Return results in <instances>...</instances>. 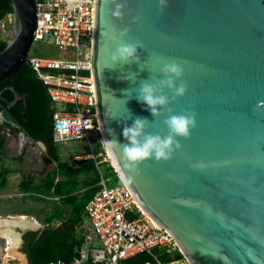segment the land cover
Instances as JSON below:
<instances>
[{"label": "water", "instance_id": "1", "mask_svg": "<svg viewBox=\"0 0 264 264\" xmlns=\"http://www.w3.org/2000/svg\"><path fill=\"white\" fill-rule=\"evenodd\" d=\"M122 2V18L94 2L91 70L103 140L113 138L111 129L126 144L125 125L137 117L154 119L136 92L173 61L183 68L176 83H184L186 92L146 133L166 136L163 120L186 111L195 114L196 127L187 139L176 138L181 148L172 159H150L136 173L123 168L119 152H109L115 172L123 183L122 176H134L127 186L133 198L190 264H264V0H167L164 8L158 0ZM10 3L11 38L0 52V82L30 67L36 27L37 0ZM113 27L127 29L123 43L143 45L140 64L106 68L121 42L101 33ZM12 92L8 107L24 100ZM165 94L171 99V92ZM0 121L14 125L4 111Z\"/></svg>", "mask_w": 264, "mask_h": 264}, {"label": "built area", "instance_id": "2", "mask_svg": "<svg viewBox=\"0 0 264 264\" xmlns=\"http://www.w3.org/2000/svg\"><path fill=\"white\" fill-rule=\"evenodd\" d=\"M93 13V0L36 3L33 45L48 46L61 53L60 57L36 56L30 50L28 55L30 69L45 86L53 108V142L81 141L88 153L76 155L73 160L92 159L97 175V190L84 207L82 246L70 261L49 264H128L141 255L146 259L137 264H190L170 235L137 204L105 149L92 82ZM7 16L11 25L3 24V33H10L12 26V14ZM104 164H109L120 184L108 185L101 171ZM92 240H97L100 246H93ZM176 252L179 258L174 257ZM162 256H168L169 260L162 261Z\"/></svg>", "mask_w": 264, "mask_h": 264}, {"label": "trees", "instance_id": "3", "mask_svg": "<svg viewBox=\"0 0 264 264\" xmlns=\"http://www.w3.org/2000/svg\"><path fill=\"white\" fill-rule=\"evenodd\" d=\"M11 14L10 0H0V22ZM6 42L0 38V52L5 48ZM12 89L24 96V100H19L13 106L8 107L7 103L13 102L15 98ZM0 96L3 99H0V111L9 115L14 123L13 126L3 123L0 131L8 129L12 134L23 133L31 141L45 143L48 153L56 164L53 173L46 176L40 185H33L31 181L23 179L20 183L21 191L26 194H35L31 198L36 201L41 200L36 195H51L70 208L69 215L58 227H50L51 220L48 219L47 227L40 233H31L32 239L25 241L28 264L70 261L77 255L83 244L84 207L97 190L94 161L92 159L77 161L76 166H70L67 162L61 161L56 144L52 139L53 108L50 99L45 86L29 66L23 65L15 74L0 82ZM4 144L5 140L0 136V160ZM104 165L112 172L116 183L120 184L121 182L109 164ZM4 172L0 171V179L4 176ZM81 175H84L85 179L78 184L77 178ZM4 182L5 180H2L1 186H4ZM80 185L82 192L77 191L80 190ZM174 257L179 258L180 254L176 252ZM145 259L146 257L141 255L129 260L128 264H137ZM161 260L168 261L169 257L162 256Z\"/></svg>", "mask_w": 264, "mask_h": 264}, {"label": "clouds", "instance_id": "4", "mask_svg": "<svg viewBox=\"0 0 264 264\" xmlns=\"http://www.w3.org/2000/svg\"><path fill=\"white\" fill-rule=\"evenodd\" d=\"M96 2V0H93ZM98 2L108 8L111 6V15L117 18H122L123 9L127 6L122 0H98ZM167 6V0H158V7L164 8ZM102 36L111 39L114 43L121 42L111 53L109 62L106 63V68L114 69L116 65L124 66L131 64H140V57L137 50L142 49L143 45L136 43H123L124 37L127 35V29L117 32L115 27L101 33ZM183 76V68L175 61L164 63L160 69L159 79L153 82L148 80L141 81L137 90L136 99L138 103L145 106L149 110L152 121L146 118L137 117L132 125L124 126L122 135L127 141L121 145L115 139L113 130L109 129L111 140L103 141L105 149L110 153H120V159L123 162V168L129 173H136L138 166L142 163L153 159L156 162L169 161L172 159L174 152L181 148L180 143L176 138L187 139L190 135V130L196 127L195 114L192 112H184L181 115H168L163 120V124L167 129V135H152L146 133L147 127L156 119L165 115V109L168 105L178 97H183L186 92V85L179 83ZM165 90L172 93L171 99L165 94ZM130 90H126L128 93ZM170 112V109H168ZM130 118V117H129ZM202 167V165H197ZM125 186L133 182V175L122 176Z\"/></svg>", "mask_w": 264, "mask_h": 264}, {"label": "rangeland", "instance_id": "5", "mask_svg": "<svg viewBox=\"0 0 264 264\" xmlns=\"http://www.w3.org/2000/svg\"><path fill=\"white\" fill-rule=\"evenodd\" d=\"M2 22L5 27L11 25L8 16ZM6 33L8 34L6 35ZM10 33H3L2 28H0V37H3L4 40L8 41L10 39ZM31 55L60 57L61 53L48 46L35 44L31 48ZM2 124L0 121V125ZM0 135L6 141L0 160V171H5L4 176L0 179V222L7 219L11 220V218L13 221L18 217L24 216L28 220L35 218L42 229L46 227L48 219L51 220L50 227H58L69 215L70 208L63 205L58 198L52 197L51 195H36L41 199L40 201H36L31 198L35 194H26L20 189V183L23 179L31 181L33 185H40L41 181L46 176L51 175L56 169V164L48 153L46 144L30 141L29 139H22L18 134H12L7 129H2ZM56 147L61 161L67 162L70 166H76V161L73 160L75 155L88 151L86 145H83L81 141L77 140L60 142L56 144ZM101 171L104 177L108 179V185L110 187L118 185L114 175L105 165L101 166ZM83 179H85L84 175L79 176L77 178L78 184H81ZM2 180H5L4 186H1ZM79 189L77 191L82 192L81 185ZM57 216H60V218H56ZM7 227L2 225L0 229L7 230ZM20 228L19 226H14L9 232L19 236L18 229ZM6 241V237L0 235V263L27 264L24 256L17 249L16 253L22 259L10 258L7 256L6 251L2 253V247ZM19 242L20 239L17 247L19 246ZM92 245L99 247L100 243L97 240H92Z\"/></svg>", "mask_w": 264, "mask_h": 264}, {"label": "bare ground", "instance_id": "6", "mask_svg": "<svg viewBox=\"0 0 264 264\" xmlns=\"http://www.w3.org/2000/svg\"><path fill=\"white\" fill-rule=\"evenodd\" d=\"M27 218V217H26ZM24 216L18 217L16 218V220L12 221L7 219L5 221H1L0 222V227L3 225L8 226L7 230H2L0 229V235H3L6 237V240L8 241V247H7V256L10 258H14V259H22V257L16 253V248H17V244L19 241V236L15 235V234H11V232H9L10 229H12L14 226H19L21 227V229H25V228H33V229H37V227L39 226L38 223L36 222V220L33 219H26ZM14 219V218H13Z\"/></svg>", "mask_w": 264, "mask_h": 264}, {"label": "flooded vegetation", "instance_id": "7", "mask_svg": "<svg viewBox=\"0 0 264 264\" xmlns=\"http://www.w3.org/2000/svg\"><path fill=\"white\" fill-rule=\"evenodd\" d=\"M0 24H1L0 28H2V26H3L4 23L1 21ZM18 231H19V236H20V242H19V246L16 249H17V251L19 253H21L22 256H24V258L26 260V263L28 264V257H27L26 250H25L26 249V247H25V241L32 239L31 233L36 232L38 234L42 230L34 231V230H32V228L31 229L30 228H25V229H18ZM5 247H6V243L4 242V246L2 247V249H3L2 250V253L4 252ZM0 264H2V263H0Z\"/></svg>", "mask_w": 264, "mask_h": 264}, {"label": "crops", "instance_id": "8", "mask_svg": "<svg viewBox=\"0 0 264 264\" xmlns=\"http://www.w3.org/2000/svg\"><path fill=\"white\" fill-rule=\"evenodd\" d=\"M1 126V125H0ZM8 130V129H7ZM2 131V130H1ZM0 131V132H1ZM1 136V135H0ZM3 137V136H2ZM4 138V137H3ZM5 140V139H4ZM5 144H6V141H5ZM5 144H4V146H5ZM4 148V147H3ZM33 220H36L35 218H32ZM36 222L38 223V227H37V229L35 228V230L34 229H32V230H34V231H37V230H43L42 229V227H41V225L39 224V222L36 220ZM46 227H47V225H46ZM45 228V227H44ZM21 229V228H20ZM19 239H20V236H19ZM6 243V247H5V249H4V252L6 251V248H7V241L5 242ZM3 250V249H2Z\"/></svg>", "mask_w": 264, "mask_h": 264}]
</instances>
